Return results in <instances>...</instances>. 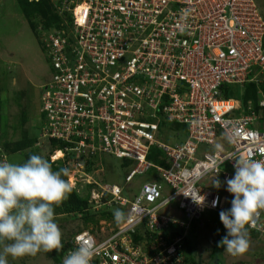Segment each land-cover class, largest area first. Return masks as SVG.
I'll list each match as a JSON object with an SVG mask.
<instances>
[{
	"label": "built area",
	"instance_id": "1",
	"mask_svg": "<svg viewBox=\"0 0 264 264\" xmlns=\"http://www.w3.org/2000/svg\"><path fill=\"white\" fill-rule=\"evenodd\" d=\"M51 2L63 23L42 38L52 68L40 89L42 138L69 144L76 159L103 153L130 161L125 187L154 171L133 200L122 197L123 187L93 190L92 200L107 194L129 219L109 234H73L66 253L79 237L95 247L91 264H179L191 222L223 207V197L202 182L218 177L226 183L241 156L264 160V97L256 112L250 102L243 110L220 93L223 84L260 82L264 19L253 0ZM161 123L185 127V142L162 143ZM151 146L168 168L147 162ZM84 164L72 166L80 172ZM173 203L183 219L165 213ZM142 223L157 237L134 244L131 234ZM171 224L183 233L166 243ZM263 225L261 213L249 228L264 234Z\"/></svg>",
	"mask_w": 264,
	"mask_h": 264
},
{
	"label": "rangeland",
	"instance_id": "2",
	"mask_svg": "<svg viewBox=\"0 0 264 264\" xmlns=\"http://www.w3.org/2000/svg\"><path fill=\"white\" fill-rule=\"evenodd\" d=\"M253 1L260 15L264 18V0ZM42 38L44 36L41 31H38L37 36L32 33L16 0H0V115L3 116L0 122V141L7 138L16 141L20 135V129H25L30 137L36 138L40 143L43 148L39 151L40 156L45 157L43 153L46 152L44 150L49 149V145L40 134L42 124L40 89L50 79L52 68L42 47ZM23 118L24 121H22ZM12 129L16 130L13 131ZM53 156L55 157V153H53ZM3 159L4 156L1 161ZM23 160L24 154H15L7 158V161L16 163H21ZM125 163L127 162L122 159L105 155L101 158L100 165L94 168L95 181L87 174L85 178L84 171L80 170L78 172L76 171L77 168L74 167L75 171L70 172L68 182L70 183L72 180L71 177H73V182H79V187L75 185V189L81 196L87 194L85 185L94 183H99L97 187H102L100 184H104L125 188L124 178L132 169V164L125 166ZM75 174L80 175L78 179L74 178ZM148 177L149 175L135 176L133 181L126 187L127 190H132L134 194L138 193ZM215 179L220 181L221 186L219 189L213 186ZM202 186L223 196V210L231 207L233 196L227 191V184H224L220 178L205 179ZM92 197L95 198V195H92ZM172 207L175 208L174 203ZM218 220L216 215L205 213L197 227L192 226L191 231L187 230V233H190L189 239H193L196 243V254L203 264L208 263L216 233L220 232L215 228ZM56 223L62 231V243L70 235L83 228V224L79 219L67 215L56 216ZM112 230L111 224L101 222L97 232L103 235L109 234ZM248 239L250 247L246 253L232 256L223 250L221 253H217L216 260L219 259V261L213 262V264H264V235H259L257 238L248 235ZM8 264L59 263L52 260L47 253L40 252L35 256H25L16 260L8 257Z\"/></svg>",
	"mask_w": 264,
	"mask_h": 264
},
{
	"label": "clouds",
	"instance_id": "3",
	"mask_svg": "<svg viewBox=\"0 0 264 264\" xmlns=\"http://www.w3.org/2000/svg\"><path fill=\"white\" fill-rule=\"evenodd\" d=\"M233 167V178L227 179L226 183L220 178L227 184V191L233 199L231 207L219 213L226 235L218 242V247L227 254L239 256L250 247L248 227H256L264 212V160L241 156L234 161ZM69 176L67 167L53 170L48 159L35 154L22 163L7 161L5 157L0 161V264H8V257L16 260L63 249L55 208L73 190L65 179ZM213 186L219 189L220 181L215 179ZM216 203L213 201L212 206L215 207ZM112 214L117 225L129 219V214L119 208L113 209ZM75 243L76 247L63 256L62 264H91L94 245L81 242L79 237Z\"/></svg>",
	"mask_w": 264,
	"mask_h": 264
},
{
	"label": "trees",
	"instance_id": "4",
	"mask_svg": "<svg viewBox=\"0 0 264 264\" xmlns=\"http://www.w3.org/2000/svg\"><path fill=\"white\" fill-rule=\"evenodd\" d=\"M16 3L18 4L21 13L26 19L32 33L35 34L36 36L38 31L44 33V32H49L53 29L61 28L63 21L54 12L51 0H16ZM67 19H69V16H67ZM220 93L222 98L238 102L242 106L243 110L246 108V105L250 102L253 109L256 112H259V110L261 109L258 106V102L261 99V97H264V75L260 77L259 83H245L242 86L237 84H223L220 87ZM263 114H264V109H263ZM2 117L3 116L0 115V122L2 121ZM263 119H264V115H263ZM22 121H24V118L22 119ZM12 130L14 131L16 129H12ZM185 132L187 133V129L185 127L161 123L159 129V140L162 143L165 144L167 143V145L169 146L181 144L186 139L185 137H187V134L185 135ZM13 140L14 139L7 138L4 141H0V161L3 156L5 157V159H7L11 155L24 154V160H23L24 162L25 160H27V158L30 155L35 154L40 156L39 151L43 150L37 139L34 137H30V134L25 129H20V135L18 139L16 141ZM46 141L48 142L49 149L44 150L46 152L43 153L45 154L44 155L45 157L43 158L48 159L50 161V156L53 155V152L63 151L65 153L62 159H58L57 161L54 162L50 161L53 170H58L61 167H67L71 172V170L74 169L73 166L76 165L77 162L82 164L83 162H85L83 169L84 174L90 175L95 181V177L93 175V171L95 170L94 168H97L100 165L101 158L103 157V155L105 156L106 154L103 153L96 154V156L93 159L91 156L87 154H82L80 159H76L75 155L72 152L67 151V149L69 148V144L65 142H57L55 140H46ZM108 156L114 158L112 155H108ZM146 159L154 167L168 168L163 153L156 146H151L149 148ZM126 162L127 163H125V166L127 165L129 166L131 164L130 161H126ZM87 175L85 176V178L87 177ZM143 175H149L148 179H146L147 180L146 182L151 181L152 178H154L153 177L154 171L150 170ZM65 179L68 181V177H66ZM78 184L79 182L75 183V185ZM98 184L99 183L85 185V190L87 192L85 196H81L75 189V186H72L73 190L68 195L67 199L59 207L55 208L56 216L67 215L79 219L83 224V228L78 230V232L90 230L91 233H94V231L99 230L101 222H104L105 224H111L113 231H116L117 228L123 223L119 225L115 223L112 210L119 208L125 211V208L120 207L119 205H116L113 202L108 203L110 198L107 194H104L100 196L98 199L91 201L93 190H97V193H100L99 188L97 187ZM100 185L107 186L104 184H100ZM126 187L123 190L122 197L133 200V197H135L138 193L134 194L132 190L131 191L127 190ZM93 205L95 206V208ZM220 211L221 210L206 212L216 215V218L219 219L217 224L215 225V228L218 230V232L220 231L219 233H216V237L211 247V253L208 257L209 261L206 264H213V262H218L219 259L216 260L217 253L219 252L221 253L224 250L222 247H218V242L222 239V237L226 235V229L220 221V217H219ZM203 215L201 216L200 219L193 220L191 222V225L189 227L190 231L192 226L197 227V225L201 222ZM262 218L264 219L263 212H262ZM247 231H248V235L252 236L253 238H257L259 235L260 236L264 235L259 232L251 230L249 227ZM182 233L183 230L178 229L177 227L171 224L169 225L168 229H166V231L164 232L163 239L164 241H166V243H170L171 239H173L176 236L180 237ZM72 236L73 234L70 235V237ZM189 236L190 233H187L181 242L180 245L181 249L179 252L182 257V262L179 264H203L200 257L196 254V250H195L196 243L193 239H189ZM156 237L157 235L155 233H150L147 231L144 223H142L138 228H136L135 233L131 234V238L134 244L142 243L144 241L149 243L152 239H156ZM67 249H68V245L65 244L64 242L63 249L60 252L53 250L52 252L47 253V255L56 263L60 264Z\"/></svg>",
	"mask_w": 264,
	"mask_h": 264
},
{
	"label": "crops",
	"instance_id": "5",
	"mask_svg": "<svg viewBox=\"0 0 264 264\" xmlns=\"http://www.w3.org/2000/svg\"><path fill=\"white\" fill-rule=\"evenodd\" d=\"M61 155V154H60ZM166 214L172 215L175 218H181V215L173 208H169L165 211Z\"/></svg>",
	"mask_w": 264,
	"mask_h": 264
},
{
	"label": "bare ground",
	"instance_id": "6",
	"mask_svg": "<svg viewBox=\"0 0 264 264\" xmlns=\"http://www.w3.org/2000/svg\"><path fill=\"white\" fill-rule=\"evenodd\" d=\"M186 134H187V133L185 132V135H186ZM103 156H104V155H103ZM60 157H61L60 153H56L54 159H59Z\"/></svg>",
	"mask_w": 264,
	"mask_h": 264
}]
</instances>
